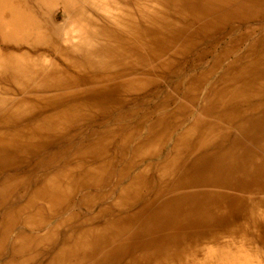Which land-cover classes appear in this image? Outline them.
Returning <instances> with one entry per match:
<instances>
[{
	"label": "bare ground",
	"instance_id": "6f19581e",
	"mask_svg": "<svg viewBox=\"0 0 264 264\" xmlns=\"http://www.w3.org/2000/svg\"><path fill=\"white\" fill-rule=\"evenodd\" d=\"M0 264H264V0H0Z\"/></svg>",
	"mask_w": 264,
	"mask_h": 264
}]
</instances>
